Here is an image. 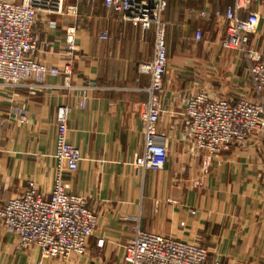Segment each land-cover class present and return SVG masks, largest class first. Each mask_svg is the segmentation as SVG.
<instances>
[{
    "label": "crops",
    "instance_id": "obj_1",
    "mask_svg": "<svg viewBox=\"0 0 264 264\" xmlns=\"http://www.w3.org/2000/svg\"><path fill=\"white\" fill-rule=\"evenodd\" d=\"M81 1L87 0L68 4ZM96 4L97 14L79 6L76 17L38 15L36 58L59 73L47 76L44 88L31 89L29 82L17 89L0 85V208L22 196L29 180L50 198L56 114L69 106L68 138L83 160L77 172L66 175L65 186L86 199L98 221L84 257L42 264H126L124 246L137 225L205 247L206 264H264V132L207 156L193 150L185 117L186 101L198 93L233 103L252 99L249 62L221 45L223 15L231 3L169 0L163 15L169 63L159 124L168 161L158 172L135 165L145 148L141 110L149 99V77L139 66L153 58L154 30L120 22L102 1ZM252 11L261 15L252 45L264 53V5ZM71 26L77 31L73 54L66 47ZM102 31L109 39H100ZM18 106L26 109L25 123L10 113ZM38 260L37 249L18 250L16 238L0 224V264Z\"/></svg>",
    "mask_w": 264,
    "mask_h": 264
},
{
    "label": "built area",
    "instance_id": "obj_2",
    "mask_svg": "<svg viewBox=\"0 0 264 264\" xmlns=\"http://www.w3.org/2000/svg\"><path fill=\"white\" fill-rule=\"evenodd\" d=\"M68 1H0V85L17 89L29 82L31 89H41L45 87L47 76L59 74L36 58L38 37L34 26L39 14L78 16L79 4H68ZM97 1H102L116 20L130 23L143 32L154 30L153 58L139 66V72L149 77V99L141 110L145 148L135 165L146 171H161L168 161L167 138L160 135L159 124L169 63L163 21L169 0H87L93 5ZM214 1L231 3L223 15L225 35L221 45L225 50L241 52L249 62L253 96L233 103L198 93L186 101L185 117L189 122L193 150L207 156H217L227 147L243 143L257 132H264V53L252 45L261 21V15L252 11V6L264 5V0ZM201 15L206 16L204 12ZM76 33L74 26L68 29L66 47L69 54L78 50ZM99 37L107 40L109 33L102 31ZM201 40L202 32L197 30L195 41ZM69 67L64 71L66 87L71 74ZM87 104L88 97L84 93L82 107ZM71 111L69 106H61L56 114L58 131L50 198L40 192L35 181L29 180L22 196L11 199L0 208V224L16 238L18 250L35 248L39 251L37 264L46 260L68 261L84 257L97 226L98 218L87 207L86 199L71 195L65 186L66 175L77 172L83 160L79 148L68 138ZM10 113L22 123L26 122L24 107H15ZM99 245L102 246L103 242L100 241ZM124 251L126 264H206L208 258V251L199 244L149 233L141 230L139 225L133 228V237L125 244Z\"/></svg>",
    "mask_w": 264,
    "mask_h": 264
},
{
    "label": "rangeland",
    "instance_id": "obj_3",
    "mask_svg": "<svg viewBox=\"0 0 264 264\" xmlns=\"http://www.w3.org/2000/svg\"><path fill=\"white\" fill-rule=\"evenodd\" d=\"M69 2V1H68ZM79 6H80V10H83V11H89L91 13H99V5L98 4H89L87 1H81L78 3Z\"/></svg>",
    "mask_w": 264,
    "mask_h": 264
}]
</instances>
